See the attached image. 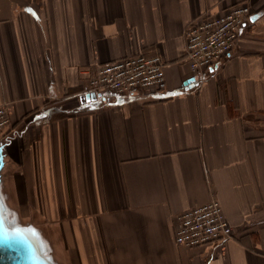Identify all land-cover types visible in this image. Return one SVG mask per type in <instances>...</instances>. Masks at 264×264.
Listing matches in <instances>:
<instances>
[{"label":"crops","instance_id":"0c3cea01","mask_svg":"<svg viewBox=\"0 0 264 264\" xmlns=\"http://www.w3.org/2000/svg\"><path fill=\"white\" fill-rule=\"evenodd\" d=\"M239 5L199 84L187 27ZM137 53L163 56L165 93L84 97L85 69ZM1 105V194L49 221L26 220L63 264H264V0H0ZM213 198L233 238L178 244V216Z\"/></svg>","mask_w":264,"mask_h":264},{"label":"built area","instance_id":"2783aa9c","mask_svg":"<svg viewBox=\"0 0 264 264\" xmlns=\"http://www.w3.org/2000/svg\"><path fill=\"white\" fill-rule=\"evenodd\" d=\"M251 17L246 5L233 7L226 13L191 23L186 31L185 56L193 77L199 84L204 81V71L214 67L229 54L243 25ZM166 62L161 54L137 53L98 66L94 72L83 71L88 92H112L133 95L152 91H167ZM12 121L7 105L0 106V132L5 141ZM6 132V133H5ZM234 236L220 202L212 200L185 210L178 216L175 240L185 247L224 243Z\"/></svg>","mask_w":264,"mask_h":264},{"label":"water","instance_id":"95a60500","mask_svg":"<svg viewBox=\"0 0 264 264\" xmlns=\"http://www.w3.org/2000/svg\"><path fill=\"white\" fill-rule=\"evenodd\" d=\"M194 81L189 79L186 84ZM97 94L90 92L84 95L89 100ZM0 172L3 168L6 141L0 143ZM2 177L0 173V264H63L54 257L49 249L45 236L41 231L12 217L10 207L5 203L1 194Z\"/></svg>","mask_w":264,"mask_h":264},{"label":"rangeland","instance_id":"374dc122","mask_svg":"<svg viewBox=\"0 0 264 264\" xmlns=\"http://www.w3.org/2000/svg\"><path fill=\"white\" fill-rule=\"evenodd\" d=\"M61 117L63 118L64 116L63 115H59L58 118H61ZM20 209H22V214L24 215V218H25L24 221L25 222H26V220L31 219L36 224L42 226L45 229L46 233L47 232H50L51 233V231H53V229L51 228V225H50L49 221L45 220V217L41 213H37V212H27L22 207ZM61 259L64 262L68 263V264H72V262L69 259H67V258L61 257Z\"/></svg>","mask_w":264,"mask_h":264},{"label":"snow or ice","instance_id":"6c2138e0","mask_svg":"<svg viewBox=\"0 0 264 264\" xmlns=\"http://www.w3.org/2000/svg\"><path fill=\"white\" fill-rule=\"evenodd\" d=\"M173 94H175V93H173ZM3 146L2 145H0V148H2Z\"/></svg>","mask_w":264,"mask_h":264}]
</instances>
